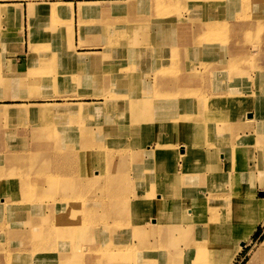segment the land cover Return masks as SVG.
<instances>
[{
    "label": "rangeland",
    "instance_id": "rangeland-1",
    "mask_svg": "<svg viewBox=\"0 0 264 264\" xmlns=\"http://www.w3.org/2000/svg\"><path fill=\"white\" fill-rule=\"evenodd\" d=\"M132 1L129 8L138 5L145 17L142 22L151 24L160 35L151 45L147 42L136 48L132 32L122 36L116 30L117 38L110 43L108 56L91 62L88 82L81 79L86 75L85 66L70 62L73 57L67 62H59V58L30 62L28 68L25 62H14L21 64L24 72L13 76V88L25 89L31 97L0 105V264H111L107 262L111 252L129 254V259L122 261L136 264L141 254L136 236L138 213L132 204L141 196L135 191L156 190L157 175L180 185H193L169 189L164 184L154 198L147 197L152 204L144 212L147 224L160 222H155L160 212L154 211V200L158 206H165L177 196L191 208L182 222L195 220L191 203L193 193L202 189L199 181L204 175H210L208 185H221L220 194L252 195L257 201L263 196L264 130L260 128L264 119L261 112L257 114L255 98L264 95V6L256 4L257 0H233L217 4L216 15L206 17L202 11L205 0ZM232 24L237 25L236 31ZM204 29L210 39L206 44ZM202 62H208V74L212 64L221 67L216 70L220 77L215 94L201 90L200 78H205ZM138 73L150 80L149 88L142 89L144 93H138L135 100L145 101L137 105L138 109L134 106L144 114L142 122L135 113L118 116L112 103L113 98L135 93L132 85L139 80ZM178 81L188 83L180 85ZM111 85L116 88V96L104 104L99 92L107 93ZM35 94L48 96H32ZM230 95L248 96L249 102L244 104V97H238L237 114L218 111L213 119L212 108L221 107V99ZM43 102L62 103L70 109L61 108L52 115L42 113ZM203 119L217 123L215 132L206 125L205 137L200 135ZM240 120L245 127L232 142L231 126ZM221 128L224 135L229 133L230 141L215 145L210 136ZM245 132L248 136L244 139ZM224 147L230 152L229 159L220 161L217 152ZM250 148L256 151L249 153ZM171 160L174 163L170 167ZM251 168H256L259 175L248 183L247 171ZM177 169L179 174L172 176ZM213 175L221 179L214 182ZM22 216L27 222L21 220ZM261 223L264 220L257 230ZM151 227L155 236L146 234V238L160 242V254L170 253L156 226ZM166 228L173 230L174 237L179 236V247H204L206 254L202 253L200 260L216 264L212 253L215 243L209 241V233L208 240L200 242L197 229L187 236L170 225L164 226L163 232ZM7 229L17 230L7 234ZM257 230L241 246L233 264H245L253 256V264H264V233L260 234L262 228ZM236 234L229 236L230 243L236 242ZM120 243L134 246L135 251L120 250ZM64 245L79 257H57ZM151 264L168 261L158 256Z\"/></svg>",
    "mask_w": 264,
    "mask_h": 264
},
{
    "label": "bare ground",
    "instance_id": "bare-ground-1",
    "mask_svg": "<svg viewBox=\"0 0 264 264\" xmlns=\"http://www.w3.org/2000/svg\"><path fill=\"white\" fill-rule=\"evenodd\" d=\"M233 0H205L204 3H206L205 7L202 8L203 14L206 17L215 16L213 12L216 11L214 8L219 3H228L230 4ZM240 1V0H239ZM260 3V6H264V0H257L256 4ZM203 3V4H204ZM241 3V2H240ZM194 4V3H193ZM190 9V8H189ZM199 16V15H198ZM200 19V18H199ZM232 27L237 30V25L232 24ZM166 34V33H165ZM203 38L204 43L210 42V39L208 37V32L206 29H204L203 32ZM226 54V52H225ZM230 59V58H229ZM161 60V59H160ZM231 61V60H230ZM217 62V61H216ZM208 62H202L203 66L205 67V73H203V77L208 76V71L206 69L207 66H205ZM146 69H139V71H145ZM139 80L132 85L134 89V94L130 97H122L121 99L112 100L114 113H118V116L122 117L127 113H135L138 117V120L142 122V118L144 116L143 113H141L139 110H136L138 104H143L145 101H135L136 96L138 93H144L142 89L149 88L150 86V80L147 81L144 77L141 78L142 73H138ZM112 86V85H111ZM110 88V87H109ZM104 99L102 102L106 104L113 96H116V88L112 86L110 88V91L106 92H99ZM234 94V93H232ZM48 95H44V97L47 98ZM238 97L243 98L244 97V104H247L249 102L248 96H227L222 100L223 105L219 108H212V114L213 119L218 114V111H232L235 114H237V99ZM133 98V99H132ZM254 102V101H253ZM256 106L259 108V115L260 118L264 119V95H261L259 98H255ZM80 104V103H76ZM51 105V106H47ZM62 103H49V102H43L41 104V112L47 113V114H54L59 113L58 110H61V108H65L64 110L70 109L69 107H63L61 106ZM134 106L136 108H134ZM74 108V107H73ZM140 108V107H139ZM75 110L79 109L74 108ZM138 109V108H137ZM130 110V111H129ZM173 109H171L172 111ZM81 112V110H79ZM246 112V111H245ZM201 114V112H200ZM245 115H248L246 113ZM251 118H254L253 115H250ZM210 120V122L206 123L205 119H203V124H201L200 121V135H203L205 137V130L206 125H208L209 129H212V132H215V125L217 124L214 120ZM227 124V123H226ZM227 125H230L229 123ZM225 126V125H224ZM223 126V128H224ZM223 128H221L217 134L210 136V138H213L214 144L217 145L218 141L221 143L229 142V133L225 134L223 133ZM260 130H264V121L263 125L261 126ZM229 135V136H228ZM244 139L248 136L247 132L243 134ZM202 137V136H201ZM200 137V138H201ZM205 140V139H204ZM203 141V140H202ZM248 145V143H246ZM262 146V145H261ZM82 147V146H81ZM223 146H220L221 148ZM227 147H224L223 150H220L217 152V156L220 161H227L229 159V151L226 150ZM237 145L235 149L237 150ZM264 146H262V151ZM183 154H187V151L184 150ZM261 155V152L258 154ZM185 159V158H184ZM187 161V159L185 160ZM221 165V164H220ZM179 172V169L174 170L172 173H174L172 176H176ZM210 177L207 175L200 176V187L202 189L199 193H193L195 194L193 196V200L191 205L195 208V220H193L191 223H184L182 220H184L185 215L188 211L191 210L190 207H188L187 203L180 199L178 196L175 200L169 201V205H161L158 206L157 202L153 201V207L154 211L158 214L160 212L159 218L155 220V222L160 221L159 224H147L145 222V214L144 212H147V209L150 205L148 204V198H154V196L158 193L156 191L159 190L161 186L164 184H168L169 189L173 186H180V188H185L188 186H192L193 184H182L180 185L177 181H169L166 177L157 175L155 180V185L157 186V189L152 191L150 188L145 189H138L139 193H137L140 197H136L135 201L132 204V208H134L138 215L136 218V225H137V234L136 236L139 237V247L138 251L140 252L139 261L136 262V264H151V262L159 257H163L164 260L168 261V264H182V261L184 259L187 260V264H209L208 262H203L200 260V255L202 253L206 254V249L204 247H201L197 244H187L185 247H179L178 242L180 241L179 236L174 237V232L171 229H165V232H163L164 226L170 225L173 226L174 229H176L178 232H185L187 236L189 233L193 232V229L200 233V242L203 240H208L207 236L209 233V241H214V246L212 249L213 253V259L216 264H233L234 259L242 249L241 246L251 238V236L255 233L257 230L258 224L264 220V192L263 196L259 198V201L256 199H253V196L250 195H244V194H237V193H231L226 192L225 194L219 193L220 184L216 183H209L208 178ZM214 182H218L221 178L213 175ZM198 180L196 181V183ZM8 184V182H7ZM9 185V184H8ZM156 191V192H155ZM206 191V192H205ZM192 193V192H191ZM183 194V193H182ZM188 195V194H187ZM185 195V196H187ZM182 197V196H181ZM228 198V199H227ZM124 206V204H123ZM188 207V208H187ZM151 208V206L149 207ZM187 208V210H185ZM118 209V208H117ZM198 210H200V215L198 213ZM18 216V215H17ZM18 216L16 219H19ZM16 219L12 220L15 221ZM24 220L23 216L21 217V220ZM2 222V221H1ZM25 222L26 219H25ZM24 222V223H25ZM4 223V222H3ZM6 224V223H5ZM151 225H155L156 232L159 231V234H161L164 245L168 246L170 248V253H159V250L162 249V245L155 241H150V239L146 238V234H149V236L152 238L154 237V229L151 227ZM149 227V228H148ZM109 228V227H108ZM17 229L12 230H5V233L10 234ZM237 231V234L235 236V243H230L229 236L235 234ZM117 232V230L115 231ZM122 234L126 235L127 231L125 229L121 230ZM201 244V243H200ZM262 244H264V240L262 241ZM204 245V244H201ZM210 245V244H208ZM184 246V245H183ZM84 248V247H83ZM120 250L132 252L135 251L134 246L129 245L128 243H120L119 247ZM67 246L64 245L60 248L61 253L58 254L57 257L64 256L69 259H77L78 254H73L71 251L66 250ZM65 250V251H63ZM86 250V249H85ZM86 252V251H85ZM223 253L226 255V258H224ZM69 254L70 256H68ZM88 254V253H87ZM204 254V255H205ZM130 257L129 254H123V253H117L114 252L110 253V256L107 257L108 261L111 264H128L123 262L122 260H128ZM204 257V256H203ZM254 256L250 258L248 261L245 262V264H253ZM14 263V262H13Z\"/></svg>",
    "mask_w": 264,
    "mask_h": 264
},
{
    "label": "crops",
    "instance_id": "crops-1",
    "mask_svg": "<svg viewBox=\"0 0 264 264\" xmlns=\"http://www.w3.org/2000/svg\"><path fill=\"white\" fill-rule=\"evenodd\" d=\"M130 2L131 0H0V75L4 77H0V105H9L12 103L6 102L30 96L25 89L22 91L21 88L15 90L13 88V76L24 72L22 65L14 62H25L24 66L28 68L30 62H51L58 58L59 62H67V58H74L70 62H78L79 66H85L86 75L81 79L88 82L91 76L88 71L91 62H99L98 58L101 55L108 56L110 43L117 38H114L116 30H119L122 36L132 32L135 47L155 42L161 32H157L156 28L152 29L151 24L142 22L145 17L140 13L141 9H137L138 5L137 7L132 5L130 9ZM136 2L141 1H132ZM118 39L115 41L117 46ZM113 50L114 47L112 52ZM89 56L95 57L94 60ZM219 67V64H212L211 74L204 80L200 78L203 85L201 90L208 95L217 92V79L220 76L216 70L221 68ZM178 82L180 85L188 83ZM173 90L172 92H175ZM32 96L43 97L44 94ZM250 113L254 115L255 111ZM241 121L231 126L232 142H236L237 135L245 127ZM262 141L264 142V137ZM148 144L147 142L145 145ZM133 147L135 150L136 147ZM255 151L253 148L249 149V153ZM174 160L169 161L168 166L171 167ZM247 172L248 183L259 175L256 168H251ZM133 177L136 179L134 171ZM255 184L258 189L259 184L257 182ZM137 193L139 191H135V194ZM260 228H262L260 234L264 233L263 223L258 230Z\"/></svg>",
    "mask_w": 264,
    "mask_h": 264
}]
</instances>
